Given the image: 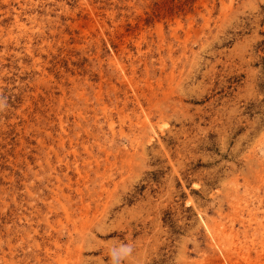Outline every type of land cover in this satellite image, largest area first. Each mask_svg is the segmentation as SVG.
<instances>
[{"label": "rangeland", "instance_id": "obj_1", "mask_svg": "<svg viewBox=\"0 0 264 264\" xmlns=\"http://www.w3.org/2000/svg\"><path fill=\"white\" fill-rule=\"evenodd\" d=\"M0 264H264V0H0Z\"/></svg>", "mask_w": 264, "mask_h": 264}]
</instances>
